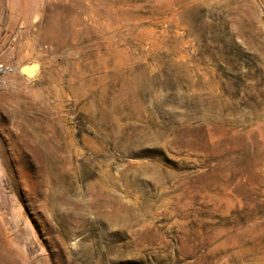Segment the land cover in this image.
<instances>
[{"label":"rangeland","instance_id":"1","mask_svg":"<svg viewBox=\"0 0 264 264\" xmlns=\"http://www.w3.org/2000/svg\"><path fill=\"white\" fill-rule=\"evenodd\" d=\"M0 64V264H264V0H0Z\"/></svg>","mask_w":264,"mask_h":264},{"label":"water","instance_id":"2","mask_svg":"<svg viewBox=\"0 0 264 264\" xmlns=\"http://www.w3.org/2000/svg\"><path fill=\"white\" fill-rule=\"evenodd\" d=\"M37 68H38V64L36 62H31V63L22 65L19 68V72L27 77L34 76Z\"/></svg>","mask_w":264,"mask_h":264},{"label":"built area","instance_id":"3","mask_svg":"<svg viewBox=\"0 0 264 264\" xmlns=\"http://www.w3.org/2000/svg\"><path fill=\"white\" fill-rule=\"evenodd\" d=\"M10 71H11V68L9 66L0 64V85L2 84L5 76L9 74Z\"/></svg>","mask_w":264,"mask_h":264}]
</instances>
